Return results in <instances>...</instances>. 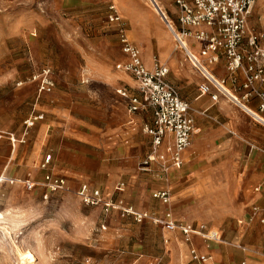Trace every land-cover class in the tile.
Here are the masks:
<instances>
[{
    "label": "rangeland",
    "instance_id": "374dc122",
    "mask_svg": "<svg viewBox=\"0 0 264 264\" xmlns=\"http://www.w3.org/2000/svg\"><path fill=\"white\" fill-rule=\"evenodd\" d=\"M137 1L155 14L149 0ZM160 3L174 13L173 0ZM107 7L90 0H0V226L6 228L0 230V264H26L24 253L35 256L34 264H172L177 252L179 264H189L181 243L162 228L106 215L75 194L79 182H87L136 208L158 209L153 185L138 169L150 148L144 128L151 117L140 116L137 132L130 123L138 117L116 92L117 86L134 92L136 85L120 68L125 59ZM253 9L249 27L264 45V0ZM45 68L55 90L39 96L30 77ZM33 113L44 120L24 138ZM211 126L206 124L210 133ZM240 141L243 146L220 149L216 141L204 147L173 183L178 217L219 230L227 243L238 236L244 211L264 196L258 180L264 179V154L250 155ZM49 156V172L72 182L70 191L53 193L44 185L42 165ZM119 181L126 183L122 194L114 193ZM231 181L239 188L229 187ZM242 240L252 261L264 260L255 253L263 236L249 231ZM211 257L215 264H241L245 254L223 244L213 247Z\"/></svg>",
    "mask_w": 264,
    "mask_h": 264
},
{
    "label": "built area",
    "instance_id": "2783aa9c",
    "mask_svg": "<svg viewBox=\"0 0 264 264\" xmlns=\"http://www.w3.org/2000/svg\"><path fill=\"white\" fill-rule=\"evenodd\" d=\"M257 1L174 0L177 11L175 21L171 20L165 11L159 10L161 13L158 12L157 15L172 33L177 50L184 52L189 62L221 93L224 94V87L210 76L208 66L218 65L220 60H224L230 75L241 70L246 80L244 89L248 91L245 98L252 95L259 98L260 112H264V91L258 87L264 85V45L261 44V38L249 27V20ZM109 12L108 22L117 25L122 52L127 57V62L120 65V68L133 77L138 91L137 97H130L125 89L119 90L118 94L128 99L132 113L147 108L153 112L154 120L144 128V132L151 139L150 151L139 163L138 169L146 174H152L157 170L163 177L168 178L172 169L183 165L184 152L192 145L195 137L193 109L188 102L180 98L178 89L167 80L169 68L155 62V68L148 70L143 63L141 49L128 39L117 8L111 6ZM195 48L199 50V56L194 53ZM30 83L36 85L39 96L51 95L55 90L54 77L47 68L34 73L30 77ZM22 85L23 83H20L19 86ZM200 91L209 94L210 87L201 85ZM211 99L218 101L215 95L211 96ZM202 115L205 116L204 113ZM253 116L264 123L260 116ZM43 120V114L33 113L24 123L26 131L24 138L30 129ZM8 136L15 143V137L12 134ZM3 137V134H0V140ZM50 161L49 156L42 165V169L47 171L44 185L53 193L70 191L65 178L49 172ZM25 184L29 190L35 188L34 182L28 181ZM123 186L121 184L120 188ZM75 194L85 206L101 208L106 215L117 211L121 217H131L139 224L152 221L168 232L178 230L183 233L185 241H190V237L196 235L204 240L221 242L215 231L204 232L174 222L169 189L152 193L153 199L168 208L162 218L148 212H138L126 206L121 200L107 199L100 189L88 184H82ZM258 214H261L264 220V209H255L254 217ZM191 255L200 264L208 260L199 256L196 250H192Z\"/></svg>",
    "mask_w": 264,
    "mask_h": 264
},
{
    "label": "crops",
    "instance_id": "0c3cea01",
    "mask_svg": "<svg viewBox=\"0 0 264 264\" xmlns=\"http://www.w3.org/2000/svg\"><path fill=\"white\" fill-rule=\"evenodd\" d=\"M90 1H92L94 4H99L101 6L108 5L106 12L107 19L110 13V7L115 6L117 8L118 13L124 24L125 32L128 39L141 49V57L146 68L148 70H153L155 68V62H158L159 64L164 66L166 65L170 71L167 76V80L178 89L180 98L191 105L193 109L192 116L195 118L196 123V131L192 145L184 152L183 165L180 168L172 169L171 173L168 175V178L163 177L162 174L161 176H158L156 175V172L152 174H146L141 172L140 173L143 174L144 177L149 178L150 183L153 185L152 193L168 189L171 191L170 206L173 214V220L175 223L182 224L185 226H192L195 230H204V232L215 231L219 235L221 242L208 241L206 239L204 240L202 237L196 235H192L190 237V241H185L183 233L178 230L168 232L164 230L162 226L154 224L152 221H144L143 223H151L156 227L162 228L166 233L171 234L177 242L181 243V247L185 249L186 254L188 255L187 258L189 259V264H200L195 259H193L191 255L192 250H196L199 256L206 257L208 259L204 264H215L214 259L211 257L213 247L221 246L223 244L233 246L234 248L239 251H242L245 254V259L241 262V264H264V260H251L252 258L247 255L249 248L244 244L242 240V236L249 231L256 232L257 235L259 234V236L261 235V238L262 236L264 238V220L262 218V215L258 214V216L254 217L255 209H264V196L261 198V200H257L250 207H248L246 211H244V213L241 215L238 221V236L231 243H227L223 239V234L220 233L219 230H215L205 223L195 224L190 223L188 221L186 222L180 217H178L175 211L176 201L173 183L179 180L181 174L183 173V171H185V166L187 168V166L191 164V162L198 161V159L202 157L204 147H212L213 145L216 146V141L221 142L220 149L227 147L228 145L243 146L242 143H240V140H243L246 141V143L248 144V147L246 148L250 155L259 152L261 154H264V123L256 117L254 118L253 116L255 114L259 115L260 118L264 120V112H260L261 101L259 98L253 95L251 97L245 98L248 91L244 89L246 80L244 78L243 72L241 70H238L235 74L230 75V73L226 69V64L224 63V60H220L218 65L208 66L210 76L218 83L220 82L225 89H227L229 92L232 93V95H234L235 98H238V101L240 102L238 103V101H232L230 98H227L225 94L218 91V89L212 85L211 81H209V79L205 75H203L202 72H200L193 64L189 62L184 52L182 53L181 51L177 50L172 33L167 28L165 23H163L162 21L160 22L158 18H156L158 15L153 10L152 11L157 16L149 11L147 12L146 10L141 9L137 0ZM158 1L160 2V0ZM159 2L158 4H161ZM173 5L174 13L169 11L171 14L170 16L168 15V11H166V13L171 20L175 21L177 11L174 4V0ZM160 6L162 7V5ZM166 6L169 7V5ZM150 22H153L156 25L158 32H156L151 27L152 25L150 24ZM109 25L113 30V33L118 42L120 52L122 53L126 63L127 57L122 52V47L118 34V27L116 24L112 23H109ZM245 48L249 51L247 47ZM195 52L199 54V50L196 48L194 49V53ZM126 74L130 76V79H132L134 81V84L136 85V82L133 77L128 73ZM114 78L116 79V81H119V79H123L121 75H115ZM201 85H208L210 87L209 94H203L200 91ZM258 87L260 90L264 91V85H259ZM121 89H125L130 97L138 96L137 85L134 89V92L131 89L129 90L125 87L117 86V94L118 91ZM213 95L217 96L218 101L215 102L211 99V96ZM119 96L124 101L129 114L138 117L130 123L131 125L136 124L134 128L137 132H140V116L148 113L151 119L150 121H148L147 124H145V126L152 123V120H154V118L151 109L147 108L132 113L129 109L128 99L122 97L121 95ZM202 113H204L205 116H201ZM206 124H211L214 126L221 125V127L218 129H214V126H211L212 133H210L209 130L206 129ZM146 136L148 135L146 134ZM149 151L150 148L147 154L149 153ZM258 180L262 185L264 179L259 178ZM67 183L69 188H71L70 184L72 182L67 181ZM79 184L80 185L77 190L82 184L89 185V183L87 182H79ZM121 184L124 185L122 188H120ZM261 185H259L260 187L256 188V192L260 193L262 187ZM229 187L238 189L239 185L236 181H231L229 182ZM125 189L126 183L124 181H119L114 187V193L122 194ZM103 195L107 199L121 200L115 198L114 195H109L105 192H103ZM121 201H123L126 206L132 207L138 212H148L156 215V217L159 218H162L168 209L166 206H163L158 200L155 199H153V201L157 203V210L136 208L133 205L126 203L124 200ZM112 213L120 215V213L117 211H113ZM125 218H129L134 221V219L131 217ZM200 243L204 245L205 250H201L199 246ZM256 246H258L257 248L259 250L255 253L257 254V256L259 255L264 259V240L262 243H258ZM172 259V264H179V253L177 252Z\"/></svg>",
    "mask_w": 264,
    "mask_h": 264
},
{
    "label": "bare ground",
    "instance_id": "6f19581e",
    "mask_svg": "<svg viewBox=\"0 0 264 264\" xmlns=\"http://www.w3.org/2000/svg\"><path fill=\"white\" fill-rule=\"evenodd\" d=\"M158 0H149V3H150V5H151V7H152V10L155 12V13H157L158 14V12L159 13H161L159 10H162V7L160 6L161 4H158ZM160 3V2H159ZM163 11V10H162ZM164 12V11H163ZM220 83V82H219ZM221 84V83H220ZM223 91H225L224 92V94L226 95V97L227 98H230L232 101H236L237 102V100H239L238 98H235L234 97V95H232V93L231 92H229L227 89H225L224 88V90ZM245 111V110H244ZM256 115V114H255ZM257 116H259V115H257ZM7 218V217H6ZM0 219L1 220H3V221H5V217L3 216V214L2 215H0ZM3 223H5V222H3ZM5 227H4V229L0 226V230H3V231H5ZM23 256H24V258H25V260L26 261H24V263H26V264H34L35 263V256L34 255H32L31 253H24V254H22ZM21 255V256H22Z\"/></svg>",
    "mask_w": 264,
    "mask_h": 264
}]
</instances>
